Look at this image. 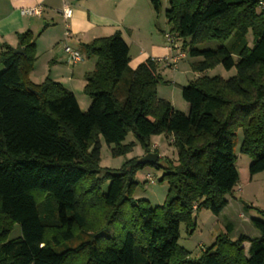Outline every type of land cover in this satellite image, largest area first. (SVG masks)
Listing matches in <instances>:
<instances>
[{
    "label": "trees",
    "instance_id": "1",
    "mask_svg": "<svg viewBox=\"0 0 264 264\" xmlns=\"http://www.w3.org/2000/svg\"><path fill=\"white\" fill-rule=\"evenodd\" d=\"M164 1L171 34L188 55L202 58L191 65L194 72L237 70L229 80L202 76L183 87L187 114L158 97V86L170 82L156 59L131 69L121 32L82 45L96 59L85 76L91 100L85 112L62 84L32 82V33L18 35L24 54L0 46V264H264L262 220H251L256 238L233 240L229 224L196 262L179 246L181 225L190 234L196 229L194 213L219 216L229 205L240 180L238 130L251 178L264 172V0H150L156 14ZM231 39L229 46L196 48ZM130 132L146 154L152 136L173 138L176 162L135 160L100 177L101 139L114 156L125 155L135 146L123 145ZM147 165L163 169L160 181L169 184L166 201L155 208L133 198L136 173ZM16 224L21 237L8 241Z\"/></svg>",
    "mask_w": 264,
    "mask_h": 264
},
{
    "label": "rangeland",
    "instance_id": "2",
    "mask_svg": "<svg viewBox=\"0 0 264 264\" xmlns=\"http://www.w3.org/2000/svg\"><path fill=\"white\" fill-rule=\"evenodd\" d=\"M127 1L128 0H124L121 5L124 6ZM131 1H134L131 2L133 6H137L136 3L138 1V9L143 7L142 5H145L147 3L149 11H151V18L147 15L146 21H144L141 26L142 34L145 35V47L148 52H151L153 46L170 47L167 35L171 34V26L168 24L165 17V12L169 8V3L167 1H164V3L162 4L161 13L156 14L153 8H150V0ZM172 37L174 46L176 45V48L173 50L179 52V54L175 56V59L173 60L174 63H177L178 61L185 59L186 55H188V52L186 51L187 49L183 47V42L181 40L177 39V37L174 35ZM247 40L249 48L252 49L254 47V37L251 33L248 34ZM231 42L232 39L226 43L220 41H211L202 45H198L196 48L201 50L217 49L221 46H229ZM183 54L184 57H181V55ZM237 59L238 57H235V60ZM164 60L166 59H162V61L166 63ZM201 61V57L193 58L188 55L187 59L180 62V67L182 68V70H184V67H187V69L190 71L188 80L195 81L197 78L202 76H207L209 78L222 77L225 80H229L235 77L237 74V70L235 68L227 71L222 65L217 66L204 75L197 74L196 72L194 73L190 65ZM160 69L163 78L170 83L160 84L158 86V97L160 98L161 96L163 98L164 96H168L170 98L168 101H171L172 98H174V100L176 99L174 96H177L179 101H181V103H183V105H185L187 108L188 105L182 96V88L183 86L186 87L188 85L177 86L176 81L174 80V70H170L169 68L166 70H163L162 68ZM3 70L4 67L0 64V73L3 72ZM83 83L85 86L86 81H84ZM78 87L80 91H78V89L75 90L80 101L81 109L85 112L88 110L89 106L87 107L84 104V100L90 104L91 100L87 95L84 94V87L82 88V82L78 84L77 88ZM236 134L237 135L235 138L234 152L236 155V169L239 174L240 180L234 194L228 197L229 205L219 216H216L211 211L205 209L201 210L198 213H194L196 229L191 234L188 232V226H186L185 224H182L180 227L179 246L190 253V259L193 262L199 260L202 252L206 248H209L220 234L226 232V227L229 224H232L234 227V231L232 234L233 240L238 239L241 235L250 238L259 237V232L254 228L251 220L257 219L264 221V218L259 213L260 211H264V172L257 174L256 176L251 178L249 174V167L252 163V160L248 155L242 153L241 151L243 131L240 129ZM131 143L135 144L132 151L125 155L114 156L112 153L113 146L107 145L104 139H101L100 162L98 165L100 168V177L103 176L106 170L110 171L112 174H117L118 170L121 169L125 164L135 160L138 162L139 159L149 154H146L145 150L138 144L132 132L128 134L123 145H129ZM150 143L152 147L151 153L159 155L158 162L161 166H166L170 161L176 162L177 150L173 145V138L165 134L156 135L151 137ZM163 175V169H157L154 166L149 165L138 171L136 173L134 181L135 185L133 187V198L136 201H148L151 208L163 205L167 199L169 190L168 182L160 181L163 178ZM150 178L151 180H154V183L150 182ZM109 184V181L105 182L102 187L103 193L106 194L108 192ZM246 206L249 208H246ZM20 237L21 228L16 224L14 229L7 235V240L12 241ZM248 244V242L243 244L245 249L248 247Z\"/></svg>",
    "mask_w": 264,
    "mask_h": 264
},
{
    "label": "crops",
    "instance_id": "3",
    "mask_svg": "<svg viewBox=\"0 0 264 264\" xmlns=\"http://www.w3.org/2000/svg\"><path fill=\"white\" fill-rule=\"evenodd\" d=\"M123 1L0 0V46L7 44L17 50L21 48L18 35L26 32L32 33L35 37L37 50V61L31 74L32 82L41 84L50 78L72 92L79 105L80 101L75 89L80 91L79 87L77 88L80 82H82V88L84 87L85 76L92 72L96 65L95 58H87L84 55L82 45L97 38L110 37L116 32H121L130 48L131 69H136L149 58L166 59L164 60L166 63H161L160 68L174 70V80L177 86L189 85L192 82L188 80L190 71L187 67H184V70L180 67V62L187 59L188 55L185 59L174 63V57L179 52L168 46H153L151 52H148L141 26L146 21L147 15L151 18V11H149L147 3L138 9V1L137 6H133L131 2L134 1L131 0H128L123 6L121 5ZM35 7L41 9L40 14L33 16L21 14L23 9ZM66 7L73 9V16L68 21L63 16ZM66 46L79 51L82 61L76 64L69 63L68 55L65 53ZM174 97L176 99L172 98L170 101L174 108L187 114L189 106L186 108L177 96ZM160 98L170 99L168 96L163 98L160 96ZM84 104L87 107L90 106V103L85 100ZM249 246L250 244L245 249L246 252Z\"/></svg>",
    "mask_w": 264,
    "mask_h": 264
},
{
    "label": "built area",
    "instance_id": "4",
    "mask_svg": "<svg viewBox=\"0 0 264 264\" xmlns=\"http://www.w3.org/2000/svg\"><path fill=\"white\" fill-rule=\"evenodd\" d=\"M262 6L264 7V4H262ZM40 12H41V9L39 7H35V8H30V9H23L21 11V14L24 15V16H33V15L40 14ZM63 16H64V19L66 21L70 20L72 18V16H73V9L71 7H66L64 9V11H63ZM172 36H173V34H168L167 35V39H168V42L170 44V48L171 49H175L176 45L174 46V41H173V37ZM65 53L68 55V61L71 64H76V63L82 61L81 53L79 51H76V50L72 49L69 46L65 47ZM181 57H184V54L181 55ZM157 61L159 63L163 62L162 59H158ZM150 182L154 183V180L153 179L151 180V178H150Z\"/></svg>",
    "mask_w": 264,
    "mask_h": 264
},
{
    "label": "water",
    "instance_id": "5",
    "mask_svg": "<svg viewBox=\"0 0 264 264\" xmlns=\"http://www.w3.org/2000/svg\"><path fill=\"white\" fill-rule=\"evenodd\" d=\"M16 54H24L25 51L22 48H19L17 50H15ZM159 160V155L158 154H154V153H149L147 155H145L143 158L138 160V164L141 165H146V164H155L157 163Z\"/></svg>",
    "mask_w": 264,
    "mask_h": 264
}]
</instances>
